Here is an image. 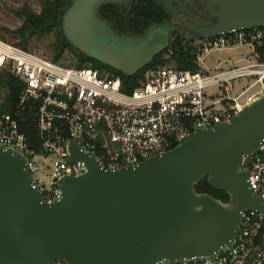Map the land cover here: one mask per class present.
<instances>
[{"label":"water","instance_id":"obj_1","mask_svg":"<svg viewBox=\"0 0 264 264\" xmlns=\"http://www.w3.org/2000/svg\"><path fill=\"white\" fill-rule=\"evenodd\" d=\"M131 0H71L59 11L62 38L80 54L132 76L178 45L169 21L138 36L118 33L100 15ZM155 1V0H154ZM196 41L264 27V0H205L208 24L181 0H158ZM187 12L186 22L179 16ZM180 36V35H178ZM182 50V46H178ZM264 139V94L230 121L196 130L186 141L133 166L104 169L75 143L67 162L85 172L58 181L46 203L16 151L0 148V264H182L210 260L228 248L246 211L264 213L248 173L240 170ZM206 179L226 203L194 186Z\"/></svg>","mask_w":264,"mask_h":264},{"label":"built area","instance_id":"obj_2","mask_svg":"<svg viewBox=\"0 0 264 264\" xmlns=\"http://www.w3.org/2000/svg\"><path fill=\"white\" fill-rule=\"evenodd\" d=\"M263 38L261 27L196 41L195 72L150 69L129 93L105 70L54 62L0 39V73L21 83L13 104L5 101V90L0 94V148L25 157L43 200L53 203L61 197L60 179L85 172L83 163L67 162L69 143L92 154L102 168L119 169L243 112L264 94V62L254 53ZM243 47L254 55L244 66L205 67L210 53ZM241 78L248 84L235 90L233 82ZM212 87L217 93L207 94ZM240 170L264 204V139ZM182 264H264V213L244 212L230 246L213 259Z\"/></svg>","mask_w":264,"mask_h":264},{"label":"trees","instance_id":"obj_3","mask_svg":"<svg viewBox=\"0 0 264 264\" xmlns=\"http://www.w3.org/2000/svg\"><path fill=\"white\" fill-rule=\"evenodd\" d=\"M70 1L40 0L38 12L32 11L27 6H22L17 10V16L21 19L20 25L14 29L0 28V39L23 50L32 51L30 44L33 41H40L50 37L47 56L51 61L58 62L63 60L66 54L70 57L68 66L105 70L111 75L118 77L122 90L128 93L139 86L146 71L161 67L166 63L163 56L168 49L156 55L143 70L132 76H123L119 72L80 54L65 42L58 25L59 11L68 5ZM100 15L118 33L134 36L142 34L152 25L161 23L166 16L164 11L150 0H135L126 14L113 6L105 5L100 9ZM254 53L256 54V61L264 62V38L259 46H255ZM169 59L174 62L176 69L190 72L197 70V66L194 63V44H187L180 51L171 49ZM20 88L21 83L19 81L9 74L0 73V94L4 90L7 92L5 96L6 102L13 104ZM194 190L196 193L208 194L224 203L228 201V196L222 191H215L210 188L206 179L195 185Z\"/></svg>","mask_w":264,"mask_h":264},{"label":"rangeland","instance_id":"obj_4","mask_svg":"<svg viewBox=\"0 0 264 264\" xmlns=\"http://www.w3.org/2000/svg\"><path fill=\"white\" fill-rule=\"evenodd\" d=\"M40 0H0V28L5 27L9 29L17 28L21 19L17 16V10L22 6H27L34 12L39 11ZM1 32V30H0ZM49 40L50 37H47L40 41H33L30 45L33 52L41 54L42 56L50 59L48 54L49 49ZM248 47L243 48H235L233 50H222V51H214L207 56L208 61L205 63V67H210L216 69H229L235 67H241L250 62L253 59V54L250 53V49ZM170 53L167 51L163 59L166 63L161 67H175V64L172 60L169 59ZM70 57L68 55H64L63 60H59V63L68 65L70 63ZM221 62L220 65H217ZM225 62V63H222ZM247 79L241 78L233 82V87L235 90H240V88L245 87L248 84ZM254 90V89H253ZM217 93V88H209L207 89V94L212 95Z\"/></svg>","mask_w":264,"mask_h":264},{"label":"flooded vegetation","instance_id":"obj_5","mask_svg":"<svg viewBox=\"0 0 264 264\" xmlns=\"http://www.w3.org/2000/svg\"><path fill=\"white\" fill-rule=\"evenodd\" d=\"M154 4H156L160 9H163L161 4L159 3L158 0H150ZM182 3L185 5V9L187 11L193 12L195 22L199 25H205L213 21L212 19H209L208 13L204 10V4L205 0H181ZM135 2V0L129 1L127 6H124L122 3H113L109 4L110 6H113L114 8L120 10V12L126 14L128 9L132 6V4ZM165 13V18L163 21L168 20L169 21V27L170 31H177L179 32L178 35H174L172 38L177 42V46H174V49H178V46L181 47L182 49L185 48L187 44H195L196 40L194 39V33H188L185 28L179 24L178 21L172 20V18L164 11ZM179 16L183 18L186 22H191L192 18L188 15L187 12L185 13H180ZM162 21V22H163Z\"/></svg>","mask_w":264,"mask_h":264},{"label":"crops","instance_id":"obj_6","mask_svg":"<svg viewBox=\"0 0 264 264\" xmlns=\"http://www.w3.org/2000/svg\"><path fill=\"white\" fill-rule=\"evenodd\" d=\"M249 50V49H248ZM250 51V53H253L252 51H251V49L249 50ZM254 56V55H253ZM222 63H225V62H222ZM221 64V62H219V60H218V63H217V65H220ZM215 68V67H214Z\"/></svg>","mask_w":264,"mask_h":264}]
</instances>
